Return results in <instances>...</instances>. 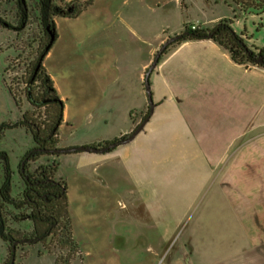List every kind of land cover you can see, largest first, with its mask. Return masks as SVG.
Here are the masks:
<instances>
[{
  "label": "rangeland",
  "instance_id": "1",
  "mask_svg": "<svg viewBox=\"0 0 264 264\" xmlns=\"http://www.w3.org/2000/svg\"><path fill=\"white\" fill-rule=\"evenodd\" d=\"M80 1L91 4L78 19H57V47L72 58L74 65L83 52V44L72 34V21L77 23L73 24L74 29L87 25L83 31L91 30L81 35L97 36L99 32L91 28L93 23L115 18L117 48L125 56V49L136 48L137 44L121 18L133 27L143 21L144 34L147 30L151 34L157 24L172 28L186 21L211 28L231 18L234 31L246 34L249 44L264 45V14H243L232 0ZM13 4L0 0V17L17 27L18 11ZM219 17L222 19L214 20ZM43 43L32 10L24 28L0 24V124L17 120L22 112H32L24 80ZM44 60L45 56L43 67ZM98 78L102 83L105 77ZM59 82L76 93V76L61 77ZM7 87L13 90L16 104ZM62 101L65 108V100ZM66 105L68 114L76 111L73 101ZM146 111L148 106L135 113L133 128ZM220 114L213 116L215 137L221 134L218 127L223 121L222 111ZM94 123V128L89 126L92 131L98 127ZM159 124L160 128H175L166 120ZM68 131L69 127L63 124L60 137L69 136ZM172 131L162 132L164 137L156 140L155 151H145L138 168L116 167L108 158L76 162L71 159L76 153L55 157L57 176L63 173L67 183L73 238L82 252L81 261L75 258L73 264H264V140L260 149L257 147L259 151H206L202 146L207 140L182 139ZM261 132L263 136L264 129ZM220 142L214 139L213 147ZM30 145L32 138L22 128L6 130L0 141L14 170L20 151ZM91 155L100 157L105 153ZM6 256V246L0 239V264ZM53 261L54 257L38 244L22 246L14 264Z\"/></svg>",
  "mask_w": 264,
  "mask_h": 264
},
{
  "label": "crops",
  "instance_id": "2",
  "mask_svg": "<svg viewBox=\"0 0 264 264\" xmlns=\"http://www.w3.org/2000/svg\"><path fill=\"white\" fill-rule=\"evenodd\" d=\"M84 12L71 19H78ZM58 18L53 19L56 37L44 60V68L59 97L65 100L58 130L65 124L69 127V136L61 138L59 133L58 147L101 146L103 141L127 135L134 123L130 111H141L148 106L143 86L146 69L158 47L170 36L180 33L186 21L172 28L157 24L152 28L154 33L147 30L144 34L142 20L140 26L133 27L121 18L137 44L136 48L125 49L126 56L117 48L115 18L93 23L91 28L99 32L97 36L87 35L91 30L83 31L87 28L86 23V26L74 29L73 24L77 23L72 21V34L83 44V52L77 56L74 65L72 58L57 47L60 39ZM220 19L222 17L214 20ZM83 32L87 33L86 36L81 35ZM73 76L77 77L76 93L63 88L59 82L61 77ZM100 76L105 77L102 83L99 82ZM149 80L155 107L143 130L132 141L105 155L95 157L91 155L94 153L78 152L76 157H71L72 160L86 163L108 158L116 167L129 169L136 165L138 168L143 163L142 154L155 151L156 140L164 137L162 132L172 131V125L171 128H160V120L175 125L172 133L179 138L207 140L201 145L206 151H259L257 147L260 149L261 140H264L261 132L264 129V68L234 63L228 52L212 40L185 41L158 62ZM70 100L75 103L76 111L68 114L66 104ZM220 111L223 115L218 127L221 134L215 137L212 134H217V128L213 126V116L221 115ZM93 123L98 125L95 131L91 130ZM79 130L81 133L78 134ZM214 139L221 140L215 147ZM32 146L20 151V157ZM59 176L65 178L63 173ZM154 178L158 180L157 176Z\"/></svg>",
  "mask_w": 264,
  "mask_h": 264
},
{
  "label": "trees",
  "instance_id": "3",
  "mask_svg": "<svg viewBox=\"0 0 264 264\" xmlns=\"http://www.w3.org/2000/svg\"><path fill=\"white\" fill-rule=\"evenodd\" d=\"M58 1L59 3L57 0H33L35 6L32 11L35 12L37 20L46 24L51 15L49 39L52 35L53 41L56 37L54 17L75 18L91 4L90 1L80 0ZM232 2L243 14H264V0ZM233 12H236L234 8ZM236 17L234 15L233 18ZM27 20L22 16L18 28H24ZM232 22L231 18L223 19L211 28L202 25L192 28L190 23H184L180 33L186 34L169 44L159 61L170 48L181 42L212 40L228 52L234 63L264 68V45L249 44L250 38L243 32H235ZM0 24L11 26L1 17ZM46 46L39 59L34 82L29 80V75L24 80L32 112H22L17 120L0 124V141L6 130L14 128L24 129L33 141V146L18 160L16 170L11 166L8 152L0 148V239L7 250L2 264H9L12 256L15 261L22 246L38 244H42L46 252L54 257L53 264H73L75 258L80 261L82 259L80 247L73 238L68 212L67 183L64 177L57 176L58 162L55 157L58 154L46 151L58 147V128L64 109L51 77L42 66V60L51 45L48 48ZM259 59L262 63L257 62ZM7 89L16 104L13 90L10 87ZM135 113V110L130 111L133 122ZM147 113L148 111L142 119ZM109 142L111 141H103L102 145ZM42 158L46 162L40 161Z\"/></svg>",
  "mask_w": 264,
  "mask_h": 264
},
{
  "label": "water",
  "instance_id": "4",
  "mask_svg": "<svg viewBox=\"0 0 264 264\" xmlns=\"http://www.w3.org/2000/svg\"><path fill=\"white\" fill-rule=\"evenodd\" d=\"M183 34H186V32L184 33H179L173 36H170L166 41H164L161 46L157 49V51L155 52L153 59L151 61V63L149 64L148 68L145 71V75H144V79H143V86L148 98V113L147 115L140 121V123L138 125H136V127H134L132 129V131H130V133H128L127 135L120 137L116 140H113L107 144H104L102 146L100 145H81V146H72V147H55V148H51V149H46V151L48 153L51 154H67V153H78V152H88V153H106L109 152L110 150L116 148L119 145H123L126 144L130 141H132L134 139V137L143 130L145 124L148 122V120L150 119L154 107H155V103L153 102L152 99V93H151V87H150V75L153 71V69L156 67V65L159 62L160 56L162 55L163 51L167 48V46L171 43H173L176 40H179ZM212 33L209 34V36H211ZM53 41V36H50L49 39V43L47 44L46 48H48L51 43ZM257 62L262 63V61L259 59L257 60ZM40 64V61L38 63V66ZM23 164V163H22ZM14 263V256H12L10 263L9 264H13Z\"/></svg>",
  "mask_w": 264,
  "mask_h": 264
},
{
  "label": "flooded vegetation",
  "instance_id": "5",
  "mask_svg": "<svg viewBox=\"0 0 264 264\" xmlns=\"http://www.w3.org/2000/svg\"><path fill=\"white\" fill-rule=\"evenodd\" d=\"M6 1H13L14 4L12 6H14L18 11V22H20V19L22 18V16L25 20H27L29 18V14L31 10L35 6V4L33 3V0H6ZM50 20H51V15H49V21L46 24H43L42 21L38 20V26L40 27V30L42 32L44 43L42 44V48L40 52L37 54L38 56L36 57L35 62L31 66V71L29 72V76H30L29 80L31 82H34V79L36 78L38 68H39L38 66L39 59L41 58V54L49 41ZM18 27L19 26L17 27L13 25L10 26V28H16V29Z\"/></svg>",
  "mask_w": 264,
  "mask_h": 264
},
{
  "label": "built area",
  "instance_id": "6",
  "mask_svg": "<svg viewBox=\"0 0 264 264\" xmlns=\"http://www.w3.org/2000/svg\"><path fill=\"white\" fill-rule=\"evenodd\" d=\"M194 26H192V28H193Z\"/></svg>",
  "mask_w": 264,
  "mask_h": 264
}]
</instances>
